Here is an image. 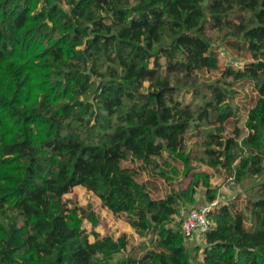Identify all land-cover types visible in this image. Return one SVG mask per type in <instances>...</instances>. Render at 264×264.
Wrapping results in <instances>:
<instances>
[{"label": "trees", "instance_id": "1", "mask_svg": "<svg viewBox=\"0 0 264 264\" xmlns=\"http://www.w3.org/2000/svg\"><path fill=\"white\" fill-rule=\"evenodd\" d=\"M222 46L244 70L187 103L183 82L219 69ZM242 82L257 94L246 133L223 137ZM206 122L219 125L193 159L185 139ZM222 169L259 191L220 205L192 248L176 218L221 196ZM77 187L151 246L101 237L96 214L65 200ZM0 264H264V0H0Z\"/></svg>", "mask_w": 264, "mask_h": 264}, {"label": "rangeland", "instance_id": "2", "mask_svg": "<svg viewBox=\"0 0 264 264\" xmlns=\"http://www.w3.org/2000/svg\"><path fill=\"white\" fill-rule=\"evenodd\" d=\"M211 0H205V2H210ZM225 31L220 32L214 30L211 32V37L214 41V47L219 46V42L224 43ZM219 53L227 52L231 53L234 56L236 55L229 48L222 46L218 49ZM226 57L220 56V68L213 71H202L200 74L195 76L193 79H187L183 82V90L184 94L188 90L191 93L186 97V102L192 103L195 107L202 103V98L196 95V90L206 92L207 86L217 82L221 79L222 71L227 67L226 66ZM247 62L249 59H246ZM246 64V63H245ZM149 84L146 83V86ZM235 89L238 90V95L235 98V104L237 106L236 111V119H231L226 124V131L224 132L223 137H231L233 136V131L235 128H244V134L246 133V120L248 117V112L253 105V98L257 97L256 92L253 90V86L249 82H242L235 86ZM200 123V122H199ZM217 125L219 124H209L206 122L200 128V131L196 134H189L185 143L187 145V152L192 153L193 159H199L204 155V146L205 143L209 140L208 136L212 133ZM195 166L200 170L210 169V167L205 166L199 160H194ZM221 169V168H220ZM226 171L222 169L221 173L217 174L215 177V184L220 187L219 193L221 194L220 200L223 203L226 201L234 200L238 195H241L239 199L240 207H244L247 200L250 196H255L259 191V186H255V179H249L243 183V185H238L234 182V180L228 178L225 174ZM148 181L151 183V187L153 188L152 195L154 197L166 196L169 190L167 189L165 183L160 178H153L151 175H147ZM181 177L177 178L176 185L180 191H185V185L180 181ZM204 192H200L197 195V201L203 200ZM66 201H69L71 206H77L82 213V216L86 218L88 212L91 210L96 214V218L98 219V225L94 228L97 233L101 237L111 236L114 239H119L126 235L129 241V249L128 252L141 255V246L144 243L150 245V236L140 237L135 229L129 224V219L127 216H116L107 208H105L101 202V200L95 196L92 192L88 191L86 188L77 187L73 193L66 195ZM190 206H183L181 209H188ZM86 223H89L88 220H85ZM179 224L178 217L176 218V225ZM87 229H91V226H87ZM94 240V237H92ZM199 259L202 261L203 257L201 252L199 253Z\"/></svg>", "mask_w": 264, "mask_h": 264}, {"label": "built area", "instance_id": "3", "mask_svg": "<svg viewBox=\"0 0 264 264\" xmlns=\"http://www.w3.org/2000/svg\"><path fill=\"white\" fill-rule=\"evenodd\" d=\"M220 56L226 57V66L236 70H244L243 61L234 60L229 53L221 52ZM222 205L220 197L210 204L190 206L181 209L178 221L180 230L184 233L186 243L192 248L204 249L207 246V233L214 227L213 213Z\"/></svg>", "mask_w": 264, "mask_h": 264}]
</instances>
